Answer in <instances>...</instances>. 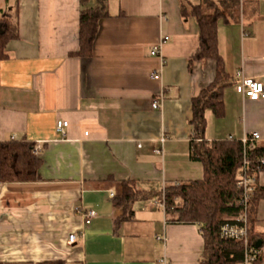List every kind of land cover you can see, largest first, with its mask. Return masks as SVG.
<instances>
[{"label": "crops", "instance_id": "0c3cea01", "mask_svg": "<svg viewBox=\"0 0 264 264\" xmlns=\"http://www.w3.org/2000/svg\"><path fill=\"white\" fill-rule=\"evenodd\" d=\"M197 2L85 0V7L104 6L106 17L92 56L81 59L71 56L80 0H0V17L18 26L0 62V143H31L41 160L39 181L0 183V264H200L199 226L170 222L161 203L165 187L202 177L189 149L191 100L214 80L215 62L191 61L199 31L181 14ZM238 2L236 18L216 32L234 83L223 90V116L205 113L204 138L258 133L264 146V100L234 92L237 73L264 85V0ZM165 36L160 56L151 57ZM161 96V108L152 109ZM57 121L67 122L63 134ZM123 181L139 192L128 216ZM256 184L264 187V171ZM79 211L95 216L85 225ZM254 232L264 233V199ZM260 247L264 264V239Z\"/></svg>", "mask_w": 264, "mask_h": 264}, {"label": "trees", "instance_id": "16d2710c", "mask_svg": "<svg viewBox=\"0 0 264 264\" xmlns=\"http://www.w3.org/2000/svg\"><path fill=\"white\" fill-rule=\"evenodd\" d=\"M212 0H198L195 5L183 7V17H192L199 31V46L192 60H212L215 62L214 80L191 100L192 138L189 143L191 158L198 161L202 177L179 185L167 186L161 196L168 220L179 224L199 226L203 240L200 264H237L241 245L220 237L223 223L231 221L240 212L241 194L236 187V177L243 162V147L239 140L226 138L207 141L205 113L211 112L215 118L223 116V90L233 84L223 69L217 50V25L219 22L234 20L237 15L238 0H222L221 9L214 7ZM80 0L78 51L71 56L90 58L93 43L98 32L99 21L106 17L104 6L85 7ZM18 36L17 22L8 15L0 17V62L6 58L7 43ZM33 145L24 141L8 140L0 143V183H27L40 180L41 160L33 153ZM247 159L253 161L258 173L264 171L259 160L264 159V146L246 149ZM257 173V174H258ZM257 176V175H256ZM123 212L132 213L131 206L139 192L132 181L121 183ZM264 199V187L255 184L248 202L247 225L251 245L264 239V233L254 232L258 202ZM230 219H227V218ZM259 254L253 264H259ZM58 264V263H42Z\"/></svg>", "mask_w": 264, "mask_h": 264}, {"label": "built area", "instance_id": "2783aa9c", "mask_svg": "<svg viewBox=\"0 0 264 264\" xmlns=\"http://www.w3.org/2000/svg\"><path fill=\"white\" fill-rule=\"evenodd\" d=\"M168 40V37H162L159 39L157 44L152 47L149 52L151 57H159L162 45ZM237 82L234 84V92L240 95L242 98H245L250 101L264 100V85L261 82H258L253 79L243 78L240 74L237 73ZM150 78L155 81L160 79V71L152 73ZM162 96L156 100H153L151 103L152 109L159 110L162 104ZM67 127V122L57 121L55 128L59 133L64 132V129ZM231 138V137H230ZM164 138L159 139L160 146L152 150L154 154L159 155L161 153V147ZM259 141L258 133H252L245 135L240 143L243 147V162L241 167L238 170V175L236 177V187L239 189L241 198L239 201L240 212L234 217L231 221L225 222L222 224L220 229V237L223 240H229L241 245V252L237 255L238 263L237 264H253L256 256L259 254L257 248L250 244L248 238V225H247V208L248 202L253 195L255 184H256V175L258 170L253 168V161L247 159L245 153L247 148L256 147L257 142ZM38 148H33V153L37 155ZM259 162L264 165V159L259 160ZM112 197L113 194L110 193ZM164 207V206H163ZM81 216L84 219V224L88 225L91 219L95 216L93 211L80 212ZM76 236L70 234L67 237V244H73L75 242ZM159 240V238H157ZM160 264H167L165 259L159 261Z\"/></svg>", "mask_w": 264, "mask_h": 264}, {"label": "rangeland", "instance_id": "374dc122", "mask_svg": "<svg viewBox=\"0 0 264 264\" xmlns=\"http://www.w3.org/2000/svg\"><path fill=\"white\" fill-rule=\"evenodd\" d=\"M190 1H193V0H190ZM222 0H212V4L214 5V7H218L221 9V2ZM239 12V2H238V5H237V13Z\"/></svg>", "mask_w": 264, "mask_h": 264}, {"label": "water", "instance_id": "95a60500", "mask_svg": "<svg viewBox=\"0 0 264 264\" xmlns=\"http://www.w3.org/2000/svg\"><path fill=\"white\" fill-rule=\"evenodd\" d=\"M261 246V242L260 241H257L255 244H254V247L255 248H260Z\"/></svg>", "mask_w": 264, "mask_h": 264}]
</instances>
